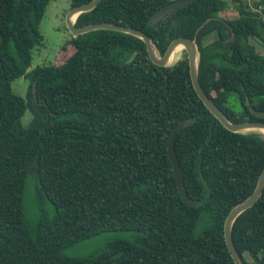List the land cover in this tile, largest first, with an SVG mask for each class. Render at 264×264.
Masks as SVG:
<instances>
[{"label": "trees", "instance_id": "16d2710c", "mask_svg": "<svg viewBox=\"0 0 264 264\" xmlns=\"http://www.w3.org/2000/svg\"><path fill=\"white\" fill-rule=\"evenodd\" d=\"M51 1L0 0V264H235L224 225L257 186L264 136L227 130L195 92L187 60L159 67L145 43L125 33L72 37L55 64L32 67ZM91 1L71 0V8ZM174 1L101 0L76 26L139 29L161 56L178 38L196 39L199 81L210 99L233 123L264 122L245 105L249 97L264 112V55L250 43H264V0H188L149 24ZM235 5V18L219 17ZM213 32L218 41L204 46ZM20 78L29 80L26 97L12 88ZM188 118L175 149L195 207L182 200L168 154L172 130ZM32 170L39 182L35 238L23 210ZM114 231L135 238L82 258L63 253ZM233 241L244 264H264V190L235 221Z\"/></svg>", "mask_w": 264, "mask_h": 264}, {"label": "water", "instance_id": "95a60500", "mask_svg": "<svg viewBox=\"0 0 264 264\" xmlns=\"http://www.w3.org/2000/svg\"><path fill=\"white\" fill-rule=\"evenodd\" d=\"M101 0H92L90 3H86L81 6L74 7L70 10L66 17L67 29L71 33L73 38H78L79 36H83L87 33L98 31V30H108V31H116L125 33L134 37L141 39L146 47L150 60L159 67H170L169 61L175 50L182 46L184 47L187 58L188 65L190 69V77L192 80L193 88L197 93L200 100L203 102L205 107L213 114V116L230 132L237 134H247L246 132L251 129H261L264 130V122L263 121H245L241 123H233L231 122L222 112V110L210 99V97L206 94L204 89L202 88L199 81V63H200V50L197 44L196 39H188V38H178L174 40L166 53L161 56L157 50V47L152 39L144 31L139 29H135L132 27H127L124 25L104 22L91 24L83 27H77L76 22L80 15L89 13L93 11ZM189 4L188 0H180L174 1L156 13H154L149 19V24L154 26L159 23L162 19H164L169 13H172L178 9H181ZM74 16H77L73 21ZM132 60H130L131 62ZM246 107L250 111L252 115H254L258 119L264 120V112L257 111L251 104L249 97H246ZM191 124V119H184L180 121L172 130L169 141H168V154L171 159L176 182L179 188V192L182 200L188 204L189 206L195 207L196 202L191 199L187 193L184 178L181 171L180 162L175 149V141L178 133H180L183 129L187 128ZM256 134V133H255ZM264 190V170L259 177L257 186L253 192V194L248 197L241 204L236 206L229 213L225 225H224V238L226 242L227 249L234 261L235 264H244L233 241V226L235 221L240 217L243 213L251 209L260 199Z\"/></svg>", "mask_w": 264, "mask_h": 264}, {"label": "rangeland", "instance_id": "374dc122", "mask_svg": "<svg viewBox=\"0 0 264 264\" xmlns=\"http://www.w3.org/2000/svg\"><path fill=\"white\" fill-rule=\"evenodd\" d=\"M252 3L253 0H248ZM71 0H52L45 18L40 25V33L43 36V41L36 46L33 54L32 67L38 65L55 64L67 43L71 40L72 35L67 29L66 17L71 10ZM238 15V6H230L226 14L219 16L220 18L233 19ZM217 32H213L203 39V45L209 46L218 41ZM229 41V40H228ZM227 41V42H228ZM250 43L256 48L257 52L264 55V43L260 40L251 38ZM188 60L187 53L182 55L179 62ZM14 93L22 97H26L29 89V80L20 78L12 83ZM232 103L235 97H231ZM38 177L35 171H30L26 179V187L23 197V210L25 215L26 225L32 237L37 236L40 212L36 203V194L38 186ZM46 212L50 218L55 215V208L49 201L45 203ZM135 238L134 232H105L93 238L76 243L66 248L63 253L70 258H82L100 252L108 243L118 240L133 241ZM247 261H251L248 254H245Z\"/></svg>", "mask_w": 264, "mask_h": 264}, {"label": "bare ground", "instance_id": "6f19581e", "mask_svg": "<svg viewBox=\"0 0 264 264\" xmlns=\"http://www.w3.org/2000/svg\"><path fill=\"white\" fill-rule=\"evenodd\" d=\"M76 17L77 16H74L73 21L76 19ZM185 52L186 51H185L184 47L179 46L175 50L173 55L171 56L170 61H169V65H175L176 63H178V61H180V59L182 58V55H184ZM246 133H256V134L264 136V130H261V129H251V130H248Z\"/></svg>", "mask_w": 264, "mask_h": 264}]
</instances>
